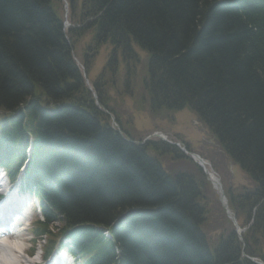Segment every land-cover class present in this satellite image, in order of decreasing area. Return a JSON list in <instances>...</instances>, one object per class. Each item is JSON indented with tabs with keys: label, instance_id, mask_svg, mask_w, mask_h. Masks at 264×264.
Listing matches in <instances>:
<instances>
[{
	"label": "trees",
	"instance_id": "1",
	"mask_svg": "<svg viewBox=\"0 0 264 264\" xmlns=\"http://www.w3.org/2000/svg\"><path fill=\"white\" fill-rule=\"evenodd\" d=\"M103 46L99 103L117 123L138 110L194 111L247 175L229 202L253 216L244 252L264 259V0H0V139L21 162L31 136L26 183L52 208L36 229L46 250L72 233L84 264H254L234 233L207 241L206 184L190 160L110 127L72 58L87 71ZM135 47L147 56L142 75ZM165 156L186 168L164 169Z\"/></svg>",
	"mask_w": 264,
	"mask_h": 264
},
{
	"label": "rangeland",
	"instance_id": "2",
	"mask_svg": "<svg viewBox=\"0 0 264 264\" xmlns=\"http://www.w3.org/2000/svg\"><path fill=\"white\" fill-rule=\"evenodd\" d=\"M87 43L88 38L77 41L75 45L76 53L80 54L81 47L85 46ZM137 52H141L145 55V52L139 48H137ZM105 58L106 51L103 48H100L97 55L93 58L91 69L88 72L90 80L94 79L99 73H101ZM145 68L146 65L140 67L138 70L140 75L145 71ZM123 75L124 72L120 70L119 86H121ZM139 84H141V82H139ZM110 93L114 95L113 91ZM129 103L130 101L127 102V105ZM174 111L175 110H168L163 107L158 108L156 112H152L151 110L146 112L138 110L134 112L132 125L126 123L125 120H121V123L130 133H136L137 137H139L138 139L147 134L152 135L153 132H162L167 139L177 140L185 144L191 152L199 154L207 163H209V168H207L216 173L224 189L231 187L234 191H238L241 184L243 186H248L250 184L247 176L242 173V170L236 163L229 161L228 163H225L223 161L213 134L198 118L195 112L188 109V107ZM124 113L126 114L127 111H124ZM123 116L126 117V115ZM211 155H213L212 159ZM175 162L176 160H171L168 157L161 159V165L165 167L163 168L172 169L170 172L175 171L176 169L186 168L184 162ZM193 167L195 166L192 165L189 169L190 172L195 175L196 172ZM202 175L204 176V180H207L209 183V177L203 172ZM202 190L206 196L210 195V199L206 202V208L209 209V213L208 217L204 219L202 229L204 230V234L208 236L210 244H214L218 240V234L223 227L225 216L220 210V205L217 204V194L214 189L208 185L203 187ZM225 230L226 233L229 231L227 228ZM23 236L26 237L25 234ZM28 238L29 237H27L26 240H28Z\"/></svg>",
	"mask_w": 264,
	"mask_h": 264
},
{
	"label": "bare ground",
	"instance_id": "3",
	"mask_svg": "<svg viewBox=\"0 0 264 264\" xmlns=\"http://www.w3.org/2000/svg\"><path fill=\"white\" fill-rule=\"evenodd\" d=\"M72 58H73V60H76V57L72 56ZM84 84L86 86V89L90 92L93 101L95 103L99 102L98 97L95 94L94 89L92 87L93 85L92 84L87 85L86 82H84ZM102 111L109 116L110 112L106 108H104L103 106H102ZM110 127L113 130H115L118 134H120L119 127L114 125L111 121H110ZM0 181H1L0 188H4L5 184H6L5 181H3L1 179V177H0ZM0 215L5 216V213H2V211L0 210ZM118 226H119V224H118ZM2 241L5 242L6 239L3 238ZM23 248H24V242H23V240H20L18 238L13 239L9 242H6V244L0 245V264H16V262L20 259L19 255H20V252ZM222 261L228 262L230 264L236 263V259L234 256H225L224 255V257H220L218 262H222ZM23 263L24 264H34L33 260H31V259L28 260L26 258L23 260Z\"/></svg>",
	"mask_w": 264,
	"mask_h": 264
},
{
	"label": "water",
	"instance_id": "4",
	"mask_svg": "<svg viewBox=\"0 0 264 264\" xmlns=\"http://www.w3.org/2000/svg\"><path fill=\"white\" fill-rule=\"evenodd\" d=\"M222 198V197H221ZM225 207V206H224ZM225 209H226V207H225ZM226 211H227V209H226ZM228 212V211H227Z\"/></svg>",
	"mask_w": 264,
	"mask_h": 264
}]
</instances>
